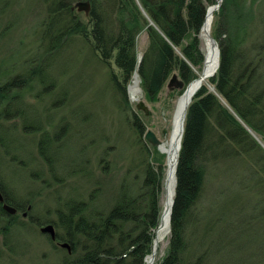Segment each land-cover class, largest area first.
<instances>
[{
    "label": "trees",
    "instance_id": "1",
    "mask_svg": "<svg viewBox=\"0 0 264 264\" xmlns=\"http://www.w3.org/2000/svg\"><path fill=\"white\" fill-rule=\"evenodd\" d=\"M77 1L90 4L85 21L71 11V3ZM238 1L223 0L215 14L219 65L210 80L213 91L202 86L186 110L168 247L161 264H222L264 256V202L257 199L256 190L252 204L243 201L253 189L255 169L264 173V0L255 17L229 31L228 10L237 8ZM42 3L43 23L52 28L53 39L45 59L58 53L68 38L78 36L102 64L115 66L120 76L111 73L110 79L123 96V84L136 71L140 87L152 101L174 70L184 85L194 79L189 64L196 67L203 60L199 33L214 0ZM144 30L147 46L138 63L136 39ZM41 71L0 84V106L10 102L9 97L20 98L18 93L31 81L39 78L44 84L49 76L46 69ZM132 125L138 137L144 134L139 123ZM58 136H43L38 142V152L50 170L51 155L59 148L52 141ZM163 158L142 160V177L138 174L132 184H122L105 210L91 205L89 200L95 201L91 195L87 203L67 200L56 211V235L70 245L71 253L64 252L54 264H145L162 210Z\"/></svg>",
    "mask_w": 264,
    "mask_h": 264
},
{
    "label": "rangeland",
    "instance_id": "2",
    "mask_svg": "<svg viewBox=\"0 0 264 264\" xmlns=\"http://www.w3.org/2000/svg\"><path fill=\"white\" fill-rule=\"evenodd\" d=\"M260 2H236L237 8L228 10L225 28L231 31L255 17ZM222 3L220 0L213 13L212 39L216 35L215 14ZM73 10L85 21L82 11ZM45 14L42 0H0V84L14 76L27 77L35 70L46 69L44 73L49 76L44 84L39 78L31 81L28 88L18 93L20 98L9 97L11 112L21 109L24 120H4L0 114V181L5 196L12 197L22 207L16 217L11 215V223L0 218V264H54L59 260L67 252L60 247L63 243H50L44 236L49 235L42 234L40 229L48 226L45 223L56 222V211L67 200L87 203L91 195L95 200H89L91 205L105 210L119 194L122 184H132L138 174L140 179L143 170L140 162H151L154 155H162L151 142V136L159 141L167 139L171 111L186 87L174 70L155 100H149L141 87L138 100H133L128 92L130 80L123 84V96L110 79L111 73L120 76L115 66L110 64L109 68L102 64L78 36L68 38L58 53L45 59L44 52L53 40L52 28L43 23ZM199 38L203 60L196 67L189 65L194 78L193 67L201 69L205 57L200 33ZM146 46L144 30L136 39L137 57ZM207 88L213 91V87ZM2 108L3 105L0 112ZM133 122L143 127L144 134L140 137ZM22 126L30 128L23 131ZM56 135L59 136L52 141V146L59 148L56 155H51L54 161L50 170L38 152V142L43 136ZM163 157L162 210L167 172L166 157ZM255 170L256 177L249 181L253 189L250 187L249 195L243 199L250 204L256 200L252 196L254 190L258 193L257 199L264 202V173L258 168ZM3 205L7 204L3 203L2 208ZM21 211L31 214L34 224L22 218ZM35 224L41 228L38 230ZM56 227L57 222L55 231ZM168 239L169 234L160 242L155 264H161ZM222 264H264V256H245L237 262Z\"/></svg>",
    "mask_w": 264,
    "mask_h": 264
},
{
    "label": "bare ground",
    "instance_id": "3",
    "mask_svg": "<svg viewBox=\"0 0 264 264\" xmlns=\"http://www.w3.org/2000/svg\"><path fill=\"white\" fill-rule=\"evenodd\" d=\"M216 2H217L216 4L214 3L213 5H210L207 8L205 19L200 29V36H201V39L203 40L204 49H205V53H204L205 57H204L202 68L197 69L193 67L195 78L186 85L184 91L181 93V95L176 99L174 103V107H173V110L171 111V115L169 119L171 128H170V132L168 134L167 139L165 141H159L154 136H151V139H150L151 142L157 146L156 148L158 149V151L163 156L166 157L167 172H166V180H165V186H164L163 210L161 212L160 222L154 231L151 252L145 257V260H144L145 264H155L156 263L159 244L160 242L163 241L166 235L169 234L170 209H171V202H172L174 188H175V166L177 164L178 153L180 149L179 145L181 143L186 110L193 96L202 86L205 85L207 87L208 86L212 87L210 84V80L216 73L218 65H219L218 46L215 40H213L210 36V30H211V25L213 21V13H215V11L217 10L218 4H220V0H216ZM140 61H141V56H138L137 62L139 63ZM128 92L132 96L133 100H138L139 95L141 94L140 81H139V77L136 71H134L133 75L131 76V79L128 85ZM9 208L13 210V214H14L15 209L13 207H9ZM13 214H9V215H13ZM48 226L53 227L52 224H48ZM56 238H57V235L55 231V239ZM50 240L52 239L50 238ZM63 241L64 240L60 242L67 243ZM66 253L68 254V252ZM70 253H71V250H70Z\"/></svg>",
    "mask_w": 264,
    "mask_h": 264
},
{
    "label": "flooded vegetation",
    "instance_id": "4",
    "mask_svg": "<svg viewBox=\"0 0 264 264\" xmlns=\"http://www.w3.org/2000/svg\"><path fill=\"white\" fill-rule=\"evenodd\" d=\"M71 11L74 12V10H72V9H71ZM83 14H85V13L83 12ZM85 16H86V14H85ZM18 104H19V103H18ZM18 104H17V105H18ZM9 105H12V104H11L10 102H8V103H6L5 105H3V108H2V110H1V112H0V114H1L2 116H4V120L10 119V118H19V119L24 120V114H23V112L21 111V109H18V110L14 111V112H11V108H10ZM19 107H20V106H19ZM2 111H3V112H2ZM27 128H30V127H29V126H28V127H27V126H22L23 131H24V130H27ZM0 193H1L2 198H3V201L0 202V218H1L4 222H6V223H11V222H12V218H10V217H12V216L16 217V216H17L16 214H18V213L20 212V210H22V207H21V205H19L18 203L13 202L9 197H6L5 194H4V191H3L2 189H0ZM3 203H4V204H7V205H9V206H11V207H13V208L15 209V213H14L12 216L9 215L8 212L5 211V210L2 208V204H3ZM20 216H21L22 218H24L25 220H27L28 223H32V224H34V222H35L34 219H33V217L31 216V214L28 215L27 213L21 211V215H20ZM48 224H52L53 227H54V229H55V225H56V222H55V221L45 223V225H48ZM35 225H36V224H35ZM36 226H37L38 230L41 228V225H36ZM44 236L47 238V240H48L50 243H54V244H56V245L59 244L58 242L62 241V240H60L58 237H57L54 241H52V240L49 239V237H48L47 235H44Z\"/></svg>",
    "mask_w": 264,
    "mask_h": 264
},
{
    "label": "water",
    "instance_id": "5",
    "mask_svg": "<svg viewBox=\"0 0 264 264\" xmlns=\"http://www.w3.org/2000/svg\"><path fill=\"white\" fill-rule=\"evenodd\" d=\"M220 4H218L219 6ZM71 9H77L78 11H82L84 12L86 15L88 14L89 10H90V4L88 1H77L75 3H73ZM214 40V39H213ZM216 42V41H215ZM217 44V43H216ZM219 52V50H218ZM151 135V133H149L147 135V139L149 138V136ZM155 145V144H154ZM180 147V145H179ZM2 201V197L0 195V202ZM172 203L173 201L171 202V207H172ZM3 209L7 210L9 212V214H13V210H11L8 206L6 205H3ZM170 213H171V209H170ZM40 232L43 233V234H48L49 237L54 240L55 239V231L53 229L52 226H44L40 229ZM61 248H65L67 249V252L68 254L70 253V247L67 243H63L60 245Z\"/></svg>",
    "mask_w": 264,
    "mask_h": 264
}]
</instances>
